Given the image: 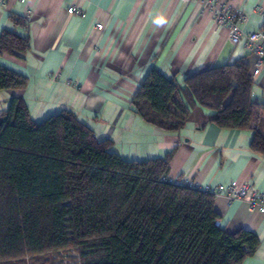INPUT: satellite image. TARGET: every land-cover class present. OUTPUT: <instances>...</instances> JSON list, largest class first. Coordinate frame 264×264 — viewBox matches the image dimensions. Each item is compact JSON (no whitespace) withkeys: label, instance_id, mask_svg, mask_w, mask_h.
<instances>
[{"label":"trees","instance_id":"trees-1","mask_svg":"<svg viewBox=\"0 0 264 264\" xmlns=\"http://www.w3.org/2000/svg\"><path fill=\"white\" fill-rule=\"evenodd\" d=\"M8 19L0 56L21 59L28 19ZM252 82L243 59L182 81L151 68L130 104L166 130L184 126L197 106L212 110L208 122L250 129L251 151L264 155V103L251 99ZM26 84L0 63V90ZM111 145L70 109L35 121L22 98H11L0 112V264H51L69 250L77 264H243L257 249L252 231L220 226L211 191L160 179L172 152L125 159Z\"/></svg>","mask_w":264,"mask_h":264},{"label":"crops","instance_id":"crops-1","mask_svg":"<svg viewBox=\"0 0 264 264\" xmlns=\"http://www.w3.org/2000/svg\"><path fill=\"white\" fill-rule=\"evenodd\" d=\"M230 2L245 19L243 30L264 28V0ZM73 5L78 13H70ZM11 12L28 19L29 50L23 58L1 55L0 63L27 76L21 89L0 90V112L12 97L40 121L72 110L98 138L125 159L146 160L172 152L168 175L186 176L201 188L247 183L264 193V155L251 151L250 129L220 128L213 111L195 107L178 130L144 121L130 104L151 68L178 81L200 70L243 59L252 73L256 55L244 40L230 39L202 3L187 0H5L0 33ZM97 24L102 27L97 28ZM251 99L264 103V71L253 76ZM200 188V189H201ZM214 209L227 232L248 229L259 244L243 264H264V212L243 199L214 195Z\"/></svg>","mask_w":264,"mask_h":264},{"label":"built area","instance_id":"built-area-1","mask_svg":"<svg viewBox=\"0 0 264 264\" xmlns=\"http://www.w3.org/2000/svg\"><path fill=\"white\" fill-rule=\"evenodd\" d=\"M198 1L202 3L203 11H211L214 19L220 24L225 25L230 30V39L234 43L244 40L248 50L256 55V60L251 73V76H256L264 71V28L258 30H243L240 27L245 17L241 12L233 6L230 2L216 3V0H187ZM5 0H0L3 4ZM70 13H78L79 10L76 6L70 5L67 7ZM101 24H97V28H101ZM164 182L177 183L187 185L190 187L201 188L195 182H192L188 177L182 175L179 177L164 175L160 178ZM203 190H209L214 195L224 196L228 200L243 199L249 202L252 209H257L264 212V193H255L250 185L247 183L238 184L236 182L219 183L215 187Z\"/></svg>","mask_w":264,"mask_h":264},{"label":"rangeland","instance_id":"rangeland-1","mask_svg":"<svg viewBox=\"0 0 264 264\" xmlns=\"http://www.w3.org/2000/svg\"><path fill=\"white\" fill-rule=\"evenodd\" d=\"M76 254L69 251L61 252L58 255H55V259L52 255H48V259H52L51 264H77V258L75 257ZM39 264V263H36Z\"/></svg>","mask_w":264,"mask_h":264}]
</instances>
